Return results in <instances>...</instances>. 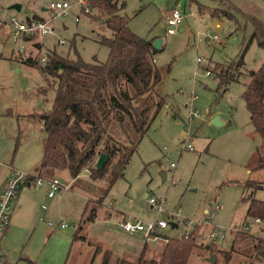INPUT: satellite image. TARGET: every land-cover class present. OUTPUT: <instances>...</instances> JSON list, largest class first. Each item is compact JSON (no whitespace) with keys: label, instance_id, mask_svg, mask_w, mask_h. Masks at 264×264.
Instances as JSON below:
<instances>
[{"label":"rangeland","instance_id":"obj_1","mask_svg":"<svg viewBox=\"0 0 264 264\" xmlns=\"http://www.w3.org/2000/svg\"><path fill=\"white\" fill-rule=\"evenodd\" d=\"M51 1L54 0H0V18L39 15L48 19L52 12L42 8H48ZM71 1V10L52 21L55 31L66 39L64 45L58 43L55 35L48 34L41 44L26 43L27 51L22 53L18 44L10 37L6 39V31L0 34V185L10 167L31 171L41 160L46 132L36 118L50 108L55 96L40 68L21 59H40L51 50L72 58L81 56L86 61H105L109 56V48L100 40L103 35L111 36L110 28L104 20H93L82 13L80 3ZM124 1L123 13L130 17L131 30L140 36L163 39V46L155 55L162 76L156 92L165 96L166 102L131 155L124 175L105 195L104 206L145 223L157 218L169 222L160 231L162 239L148 242V248L157 252L147 257L160 256L165 235L180 237L197 227L202 245L195 249L190 263L212 264L208 258L215 253V261L224 264L218 249L234 248L231 264H264L255 257L256 241L248 237L241 240L239 234L226 231L246 221L248 201L241 198L245 194L242 182L250 176L249 170L262 149V138L250 121L242 93L251 72L264 62V47L258 42L261 35L250 41L256 26L264 32V0H222L221 4L216 0ZM16 3L22 4L21 10L11 8ZM200 5L205 8L202 13ZM220 6L229 16L211 15L209 11ZM175 7L187 17L176 26L174 34H169L166 15ZM210 34H217L220 41L210 39ZM248 45L240 78L227 91L221 89L213 73L216 63L236 60ZM207 70L212 72L207 74ZM192 109L199 116L191 119ZM215 116H219L221 125L213 122ZM188 144L193 146L192 150L187 148ZM63 171L53 177L64 184L72 182L69 189L58 190L47 201V184L30 188L29 209L14 208L8 229L0 232V255L18 264H30V260L37 264H81V257L85 258L87 252L82 248L81 256L78 247L85 245L81 236L86 234L95 242L108 244L116 254L126 249L144 250V234L137 233L141 236L139 243H132L119 221L105 219L101 214L94 222L86 218L105 194V179L94 180L87 170L76 178ZM257 194L264 199V189ZM148 197L160 203L161 213ZM216 203L222 208L208 224V212ZM171 221H178L179 226L172 227ZM63 222L69 227L60 228ZM215 226L220 230L210 236ZM258 226L254 225L252 230L264 239V224L259 230ZM77 229L78 236L74 237L70 231ZM212 240L216 249L209 252L204 245Z\"/></svg>","mask_w":264,"mask_h":264},{"label":"trees","instance_id":"obj_2","mask_svg":"<svg viewBox=\"0 0 264 264\" xmlns=\"http://www.w3.org/2000/svg\"><path fill=\"white\" fill-rule=\"evenodd\" d=\"M125 6L124 0H89L88 10L80 8L93 20H104L112 31L111 36L103 35L100 40L109 48L105 61L97 58L86 61L81 56L72 58L57 50L49 51L45 63L30 56L21 59L23 63L40 68L55 95L50 108L40 112L36 118L42 122L46 132L42 160L36 173L51 178L55 175L54 171L67 170L76 178L87 170L92 179H105V194L100 197L98 205L116 180L124 175L131 155L137 151L141 138L166 102L165 96L156 92V86L162 79L155 61L159 49L153 45L157 37L140 36L131 30L130 17L123 13ZM212 12L214 16L230 14L221 6ZM256 27L250 41L260 34L258 42L264 47V32ZM35 43L41 44V40L37 38ZM248 47L236 60L216 63L213 73L221 89L223 87L227 91L228 86L240 78ZM242 95L250 111V121L262 138V149L258 150L251 169L253 173L264 170V62L251 72V79ZM102 152L110 159L99 170L96 163ZM244 183L245 194L241 198L249 202L246 215L264 217V199L249 193L262 188L264 181L250 178ZM96 211L97 207H92L87 219L95 220ZM238 234L241 240L248 237L256 241L253 245L255 257L264 261V239L248 232ZM73 235L77 237L78 232ZM199 236L197 227L185 231L180 237L165 235L160 256L147 257L144 251L137 264H192L190 259L195 249L202 245ZM237 237L233 239V244ZM214 241L204 245L209 252L216 249ZM218 251L222 253L224 264H231L235 249ZM0 264L18 263L0 255ZM30 264L37 263L30 260ZM212 264L221 263L214 261Z\"/></svg>","mask_w":264,"mask_h":264},{"label":"built area","instance_id":"obj_3","mask_svg":"<svg viewBox=\"0 0 264 264\" xmlns=\"http://www.w3.org/2000/svg\"><path fill=\"white\" fill-rule=\"evenodd\" d=\"M78 3H80V8L85 7L86 10H88V1L89 0H75ZM73 6V1L71 0H54L51 1L50 5L46 10L51 11V18H44L41 16H35L32 15V17H25L20 18L16 16H11L9 19L0 18V34H2L4 31H6V39L10 37L12 41L16 44H18V49L20 52H26V43H35V40L39 38L40 40L48 34L55 35L58 43L61 45H64L66 39H63L60 34H58L55 31V27L52 24L53 19L55 16H62L66 13H68ZM186 17L185 13H182V11L175 7L173 10L169 11L166 15V23L168 25V33L174 34L176 32V26L180 25ZM77 22L80 20V16H77ZM208 37L216 42H219V37L217 34H210ZM197 63H201L202 60L200 57L197 59ZM40 61L42 63H45L48 61L47 55H44L40 57ZM211 71L207 70V74H210ZM199 112L195 109H192L190 112V118L192 117H198ZM186 126V125H185ZM188 149L192 150L193 146L191 144H188ZM172 167L175 166L174 163L171 164ZM6 182L3 184V186L0 188V232L5 231L8 228L9 221L11 218V215L13 213V210L15 208L16 200L22 191V187L29 186V187H38L39 185L47 184L49 189V197H53L55 193L60 189H69L70 184H64L62 183L58 177H44L39 174H33L26 170H19L14 167H10V170L7 174ZM148 201L151 202L153 205H158L159 210L158 214L162 212V208L160 203L157 202V200L154 197H148ZM222 208L220 203H216L212 205V208L208 212L209 220H207L208 224H211L212 218L214 217V214L218 211H220ZM125 219L120 222L121 228L130 234L133 233H139L144 234L146 237V240L149 242L152 241H159L162 239V234L160 231L164 229L165 227L169 226V222L167 220H161L157 218L154 221L145 223L144 221L140 219H131L124 217ZM253 219V223H246V221ZM176 220V219H175ZM246 221L242 224V226H235L233 228H226V231L232 234H238L242 232H248L251 234H254L256 236L257 232H254L252 230V227L254 225H259L258 230L262 227L264 224V217L257 216H246ZM178 224V221L176 222ZM51 226H53L52 223H50ZM179 226V224H178ZM60 228H68L67 223H61L59 225ZM220 230L219 227L215 226L211 230V235H213L215 232ZM225 229L223 232H226ZM256 233V234H255Z\"/></svg>","mask_w":264,"mask_h":264},{"label":"crops","instance_id":"obj_4","mask_svg":"<svg viewBox=\"0 0 264 264\" xmlns=\"http://www.w3.org/2000/svg\"><path fill=\"white\" fill-rule=\"evenodd\" d=\"M216 1L220 2V4H221V0H216ZM216 8H220V7H216ZM216 8H213L212 10L209 11V12H211V15L213 17H216V16L213 15L212 11L215 10ZM42 9L46 10L44 8H42ZM204 9L205 8L202 5L199 6L200 13H202ZM38 121H40V120H38ZM41 124H42V122H41ZM41 157H42V154H41ZM41 160H42V158H41ZM41 160L37 163V165L34 168H32L33 170L31 169V171L30 170H27V171L30 173H33V174H38V173H36V168L41 163ZM58 172L63 173L64 171L63 170L62 171H55V174H57ZM249 175L250 176L242 182L243 186L245 185L244 182L250 178H252L254 180L264 181V170H256V172L252 173L251 169H250ZM7 176L8 175L6 174V177L3 179V182L0 185V188L6 182ZM53 176H55V175H53ZM39 186H41V185H39ZM71 186H72V182L70 183L69 187H71ZM24 188H26L27 190L25 189L26 191L22 190L20 192V194L16 200V203H15V208L20 209V211H25V210L29 209V206H30L29 202L30 203L32 202V199L30 198V191L31 190H29V189L30 188H36V187L24 186ZM261 189H264V185L262 188H259L256 191H253V190L249 191V193L250 192L253 193L255 198L263 199V198L259 197L257 194L258 190H261ZM147 195H148V193L145 195L146 198H147ZM45 196H46L47 201H49L50 198H52V197H49L48 194H46ZM248 205H249V202H247V204H246V210H247ZM43 208L46 209L47 207L44 206ZM87 209H88V205L86 206L84 214H86ZM99 214H101V216L105 219H115L116 221H119V222H121V220H123L124 217H126L125 216L126 214L120 210H114L111 208V206L105 207L103 204V201L101 202V204H99V206L97 205L96 216L94 218L95 220H91V221H93V222L96 221ZM87 216H88V214L86 215V218H87ZM246 216L247 215H246V211H245V218H246ZM8 227H9V225H8ZM76 231L79 232V229H77ZM122 232L126 234L127 239L129 241H131L132 243L133 242L136 244L139 243V238H141V236L139 234H137V233L130 234V233L125 232L124 230ZM74 239H76V238H74ZM81 239L83 240L85 245L81 244V247H78L79 254L81 256L83 255L82 248L84 249V251L87 252V255L85 258H84V256L81 257V260L83 261L81 264H105V260H107L106 264H134V263L136 264V260H138L143 255L144 251L148 255L149 254L153 255L154 252L155 253L157 252L156 251L157 249H155V248H150V247L148 248V241L147 240L145 241V247H144V250H142V251L140 249L133 248V249L124 250L122 254H116L114 252V250H111V248L108 246V244H105L104 242L98 243L99 241L95 242L87 234L82 235ZM75 251L78 252L77 249ZM107 257H108V259H107Z\"/></svg>","mask_w":264,"mask_h":264},{"label":"water","instance_id":"obj_5","mask_svg":"<svg viewBox=\"0 0 264 264\" xmlns=\"http://www.w3.org/2000/svg\"><path fill=\"white\" fill-rule=\"evenodd\" d=\"M11 8L13 9H17V10H21L22 8V4L21 3H16V4H13L11 6ZM44 9H46L45 7H43ZM162 43H163V39L158 37L157 39L154 40L153 42V45H155V48L158 50V49H161L162 48ZM213 122L215 124H218V125H221L222 122L220 121V118L219 116H215L214 119H213ZM110 159V156L104 152L100 153L99 154V159L96 163V167L100 170L101 168L104 167V165L107 163V161ZM163 177L166 178V174L164 173L163 174ZM171 226L172 227H178V224L174 221H171L170 222ZM76 231L75 230H71L70 233L74 234ZM216 257L217 255L215 253H212L211 257L208 258V261L210 263L214 262L216 260Z\"/></svg>","mask_w":264,"mask_h":264}]
</instances>
